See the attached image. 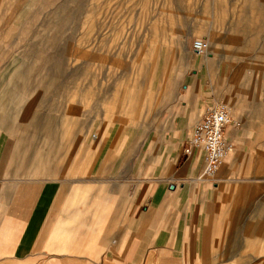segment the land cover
<instances>
[{
	"label": "crops",
	"instance_id": "0c3cea01",
	"mask_svg": "<svg viewBox=\"0 0 264 264\" xmlns=\"http://www.w3.org/2000/svg\"><path fill=\"white\" fill-rule=\"evenodd\" d=\"M40 2L0 0V264H212L239 246L264 253V97L234 88L228 104L242 126L228 132L235 148L213 179L201 153L185 154L207 100L154 127L166 137L123 152L89 144L71 122L20 119L15 55Z\"/></svg>",
	"mask_w": 264,
	"mask_h": 264
},
{
	"label": "rangeland",
	"instance_id": "374dc122",
	"mask_svg": "<svg viewBox=\"0 0 264 264\" xmlns=\"http://www.w3.org/2000/svg\"><path fill=\"white\" fill-rule=\"evenodd\" d=\"M25 30L15 55L20 119L71 122L89 144L123 152L166 137L154 127L199 101L231 103L234 88L264 97V0H41ZM197 39L207 52L196 53ZM253 248L212 264H264Z\"/></svg>",
	"mask_w": 264,
	"mask_h": 264
},
{
	"label": "built area",
	"instance_id": "2783aa9c",
	"mask_svg": "<svg viewBox=\"0 0 264 264\" xmlns=\"http://www.w3.org/2000/svg\"><path fill=\"white\" fill-rule=\"evenodd\" d=\"M196 52H207L209 45L205 40H195ZM242 126V121L233 115L230 105L215 97L203 105L201 118L194 124L186 141L185 154L201 153L206 179H213L228 155L234 150L235 143L228 132Z\"/></svg>",
	"mask_w": 264,
	"mask_h": 264
},
{
	"label": "water",
	"instance_id": "95a60500",
	"mask_svg": "<svg viewBox=\"0 0 264 264\" xmlns=\"http://www.w3.org/2000/svg\"><path fill=\"white\" fill-rule=\"evenodd\" d=\"M175 187V185L172 183L170 184V188L173 189Z\"/></svg>",
	"mask_w": 264,
	"mask_h": 264
},
{
	"label": "bare ground",
	"instance_id": "6f19581e",
	"mask_svg": "<svg viewBox=\"0 0 264 264\" xmlns=\"http://www.w3.org/2000/svg\"><path fill=\"white\" fill-rule=\"evenodd\" d=\"M197 54H200L199 52H196Z\"/></svg>",
	"mask_w": 264,
	"mask_h": 264
}]
</instances>
